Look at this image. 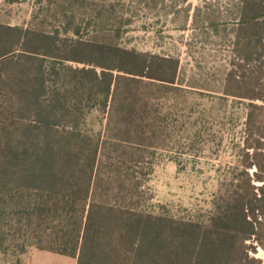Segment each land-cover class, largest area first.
Masks as SVG:
<instances>
[{"label":"trees","instance_id":"obj_1","mask_svg":"<svg viewBox=\"0 0 264 264\" xmlns=\"http://www.w3.org/2000/svg\"><path fill=\"white\" fill-rule=\"evenodd\" d=\"M86 1L57 0L61 24L52 30L41 7L27 27L0 25V253L44 250L76 264H261L245 242L259 240L263 227L253 209L254 199L264 202L263 160V197H233L204 220L144 198L156 152L182 155L181 135L209 125L191 97L245 98V65L231 68L217 93L182 87L177 59L82 32L86 19L110 33V6L100 3L93 15ZM238 12L245 31H236L248 40L235 52L250 61L263 39L264 0H241ZM263 54L261 45L257 60Z\"/></svg>","mask_w":264,"mask_h":264},{"label":"rangeland","instance_id":"obj_2","mask_svg":"<svg viewBox=\"0 0 264 264\" xmlns=\"http://www.w3.org/2000/svg\"><path fill=\"white\" fill-rule=\"evenodd\" d=\"M39 1L0 0V25L27 27L34 13H40V7L45 13L40 17L43 26L52 30L61 24L57 16L54 17L57 0ZM93 1L87 0L82 9L94 15L100 3L110 6L106 7L110 33H103L93 20L86 19L81 24L82 32L94 34L100 43L177 59V80L183 83L182 87H194L204 94L217 93L231 68L245 65L240 89L245 98L229 96L225 102H220L191 97L197 106H204L208 112L209 125L198 135H181L180 141H184L175 149H182V155L156 152L144 187L146 204L156 205L160 211L178 218L204 220L216 204L226 203L233 197H263L259 191L263 182L257 180L263 174L257 166L264 161V101L259 99L264 98V54L261 60H257L256 55L261 45L264 48V33L262 41L255 42L258 45L250 61L244 56L237 58L235 51L239 47L244 50L248 40L246 34L236 31L244 29L239 22L241 0ZM68 65L82 67L74 62ZM166 96L169 102L173 100L171 94ZM253 209L263 227L258 234L259 240L251 239L245 244L250 246L249 257L264 264V217L261 213L264 202L254 199ZM19 257L16 251L8 248L4 254L0 253V264ZM65 257L70 264L77 263Z\"/></svg>","mask_w":264,"mask_h":264},{"label":"crops","instance_id":"obj_3","mask_svg":"<svg viewBox=\"0 0 264 264\" xmlns=\"http://www.w3.org/2000/svg\"><path fill=\"white\" fill-rule=\"evenodd\" d=\"M17 259L5 264H70L65 256L37 249H30ZM74 261L76 260L74 259Z\"/></svg>","mask_w":264,"mask_h":264}]
</instances>
